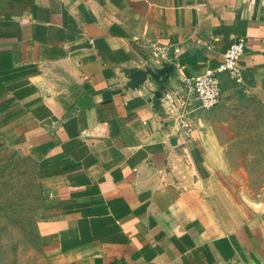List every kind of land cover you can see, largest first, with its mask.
<instances>
[{"label":"crops","instance_id":"obj_1","mask_svg":"<svg viewBox=\"0 0 264 264\" xmlns=\"http://www.w3.org/2000/svg\"><path fill=\"white\" fill-rule=\"evenodd\" d=\"M236 39L237 82L264 109V0H0V151L33 163L44 255L264 264V186L236 182L231 141L208 128L168 136L180 82L149 45L169 44L198 76Z\"/></svg>","mask_w":264,"mask_h":264},{"label":"rangeland","instance_id":"obj_2","mask_svg":"<svg viewBox=\"0 0 264 264\" xmlns=\"http://www.w3.org/2000/svg\"><path fill=\"white\" fill-rule=\"evenodd\" d=\"M224 81L218 105L209 110L191 105L189 133L178 124L176 108L168 115L174 124L164 119L162 127L169 137L181 140L197 130L206 134V128L230 140L226 147L233 155V178L247 189L264 186V109L241 82ZM42 204L33 163L13 150L0 151V264H62L40 250L37 221Z\"/></svg>","mask_w":264,"mask_h":264},{"label":"built area","instance_id":"obj_3","mask_svg":"<svg viewBox=\"0 0 264 264\" xmlns=\"http://www.w3.org/2000/svg\"><path fill=\"white\" fill-rule=\"evenodd\" d=\"M150 48L155 58L163 62L164 65L172 64L176 71V78L180 82V93L176 94L173 90V95L178 103L170 109L171 114L174 109L177 111L178 124L185 130L186 133L191 131L187 122V115L191 112L193 103L197 108L209 110L219 104L222 95V75L231 79L240 81L242 79V69L239 64L244 53L246 42L243 39H236L227 47L222 62L214 69H206L198 76H186L182 72V66L175 65L174 58L171 56L172 51L169 44L150 43ZM147 96V95H145ZM166 101H173L171 95L165 98Z\"/></svg>","mask_w":264,"mask_h":264},{"label":"water","instance_id":"obj_4","mask_svg":"<svg viewBox=\"0 0 264 264\" xmlns=\"http://www.w3.org/2000/svg\"><path fill=\"white\" fill-rule=\"evenodd\" d=\"M140 77V78H144L145 77V73L144 71H141V70H133L130 72V78L132 77ZM163 86L160 85L159 88L153 93V97L157 100H160L161 97H162V91H163Z\"/></svg>","mask_w":264,"mask_h":264},{"label":"bare ground","instance_id":"obj_5","mask_svg":"<svg viewBox=\"0 0 264 264\" xmlns=\"http://www.w3.org/2000/svg\"><path fill=\"white\" fill-rule=\"evenodd\" d=\"M162 104H163V100L160 101V107H161V109H162V111H163L164 108H163ZM163 113H164V112H163ZM164 114L166 115L167 112H165ZM166 116H167V115H166ZM167 117H168V116H167Z\"/></svg>","mask_w":264,"mask_h":264}]
</instances>
